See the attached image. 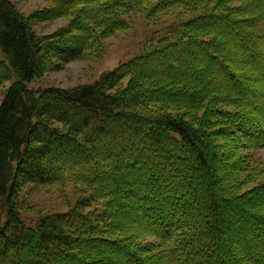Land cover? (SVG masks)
I'll return each mask as SVG.
<instances>
[{"label":"trees","instance_id":"1","mask_svg":"<svg viewBox=\"0 0 264 264\" xmlns=\"http://www.w3.org/2000/svg\"><path fill=\"white\" fill-rule=\"evenodd\" d=\"M45 1L0 0V264H264V0ZM134 8L190 15L93 83L29 86ZM69 182L73 207L25 222L28 185Z\"/></svg>","mask_w":264,"mask_h":264},{"label":"rangeland","instance_id":"2","mask_svg":"<svg viewBox=\"0 0 264 264\" xmlns=\"http://www.w3.org/2000/svg\"><path fill=\"white\" fill-rule=\"evenodd\" d=\"M13 2L25 14L47 5L45 0H13ZM189 15L187 10L180 8L169 10L150 19L144 9L134 8L124 15V19L128 22V28L106 38L104 50L100 55L68 62L64 69L36 78L29 83V86L34 88L48 86L71 88L80 84L93 83L100 79L102 74L116 68L120 63L143 53L153 41H157L160 36H163L165 28L177 23L181 18L189 17ZM66 23L67 19L58 18L38 23L35 25V29L40 35L50 34ZM9 84L7 82L5 87L0 89V102ZM252 155L254 162L264 163V147L253 151ZM22 198L21 217L28 225H34L42 215L66 211L73 207L78 200L73 182L66 185H28L23 191ZM95 207L96 204H93L86 207L85 210L88 211Z\"/></svg>","mask_w":264,"mask_h":264}]
</instances>
